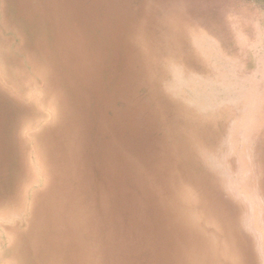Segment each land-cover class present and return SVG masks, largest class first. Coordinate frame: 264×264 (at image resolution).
Listing matches in <instances>:
<instances>
[{
    "label": "rangeland",
    "instance_id": "obj_1",
    "mask_svg": "<svg viewBox=\"0 0 264 264\" xmlns=\"http://www.w3.org/2000/svg\"><path fill=\"white\" fill-rule=\"evenodd\" d=\"M0 264H264V0H0Z\"/></svg>",
    "mask_w": 264,
    "mask_h": 264
}]
</instances>
